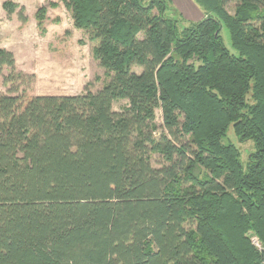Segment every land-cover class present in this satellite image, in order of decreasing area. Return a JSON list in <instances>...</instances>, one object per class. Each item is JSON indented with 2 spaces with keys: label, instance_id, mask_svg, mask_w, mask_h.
Returning a JSON list of instances; mask_svg holds the SVG:
<instances>
[{
  "label": "trees",
  "instance_id": "obj_1",
  "mask_svg": "<svg viewBox=\"0 0 264 264\" xmlns=\"http://www.w3.org/2000/svg\"><path fill=\"white\" fill-rule=\"evenodd\" d=\"M61 1L105 79L19 93L34 75L0 48V264H263L264 0H192L203 18L182 27L171 0ZM229 126L254 143L245 164Z\"/></svg>",
  "mask_w": 264,
  "mask_h": 264
},
{
  "label": "rangeland",
  "instance_id": "obj_2",
  "mask_svg": "<svg viewBox=\"0 0 264 264\" xmlns=\"http://www.w3.org/2000/svg\"><path fill=\"white\" fill-rule=\"evenodd\" d=\"M2 1L0 0V46L13 53L17 70L34 75L33 79L20 77L16 80L19 93L25 91L29 95H70L81 93L85 88L95 91L100 87L105 78L92 53L94 42L82 30L73 27L70 14L61 0H43V3L36 6L37 9L48 1L56 3L55 7L47 8L43 34L36 27L33 13L27 11L29 0H25L24 4L23 0H11L24 8L23 14L27 17V23H21L16 13L7 16L2 9ZM49 8L51 9L48 10ZM226 9L233 13L234 4H226ZM172 12L167 11L166 14L172 15ZM178 19L180 27L189 23L184 16L183 22L182 18ZM220 33L225 46L233 51L229 31L224 24ZM6 73L7 68L3 67L0 71V94L8 93L9 84L2 81ZM125 105L126 100H118L113 103L112 108L119 111ZM155 124L161 129L162 118L159 109L155 110ZM229 142L236 145L240 159L245 164L254 151L253 141L240 140L233 132L232 126H229L223 143ZM160 160L157 155H153L151 163L158 166Z\"/></svg>",
  "mask_w": 264,
  "mask_h": 264
},
{
  "label": "crops",
  "instance_id": "obj_3",
  "mask_svg": "<svg viewBox=\"0 0 264 264\" xmlns=\"http://www.w3.org/2000/svg\"><path fill=\"white\" fill-rule=\"evenodd\" d=\"M171 1L176 3L173 5L174 6L176 5L175 8L181 13L182 16L185 17L186 20L197 21L203 18L204 15L203 12L192 0H171ZM24 2L25 0L22 1L23 4ZM40 3H43V0H29L28 1L29 8L27 9V11L29 13H33L32 16H34V12L36 11V6L39 5ZM50 9L51 8H49L48 10ZM0 47H4V46H0Z\"/></svg>",
  "mask_w": 264,
  "mask_h": 264
},
{
  "label": "built area",
  "instance_id": "obj_4",
  "mask_svg": "<svg viewBox=\"0 0 264 264\" xmlns=\"http://www.w3.org/2000/svg\"><path fill=\"white\" fill-rule=\"evenodd\" d=\"M249 240L251 245L262 255V262L264 264V245L260 238L254 232H249Z\"/></svg>",
  "mask_w": 264,
  "mask_h": 264
}]
</instances>
